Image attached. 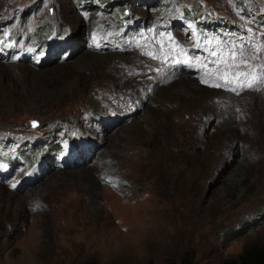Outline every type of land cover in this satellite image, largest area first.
<instances>
[{
  "label": "rangeland",
  "instance_id": "1",
  "mask_svg": "<svg viewBox=\"0 0 264 264\" xmlns=\"http://www.w3.org/2000/svg\"><path fill=\"white\" fill-rule=\"evenodd\" d=\"M263 244L264 0H0V264Z\"/></svg>",
  "mask_w": 264,
  "mask_h": 264
},
{
  "label": "trees",
  "instance_id": "2",
  "mask_svg": "<svg viewBox=\"0 0 264 264\" xmlns=\"http://www.w3.org/2000/svg\"><path fill=\"white\" fill-rule=\"evenodd\" d=\"M187 262L189 264L188 260ZM86 264L94 263L89 261ZM223 264H264V244L258 248L253 247L250 250H245L236 260H224Z\"/></svg>",
  "mask_w": 264,
  "mask_h": 264
},
{
  "label": "snow or ice",
  "instance_id": "3",
  "mask_svg": "<svg viewBox=\"0 0 264 264\" xmlns=\"http://www.w3.org/2000/svg\"><path fill=\"white\" fill-rule=\"evenodd\" d=\"M233 57H235V52L233 51ZM149 55H151V53H149ZM211 55H213V56H215L216 55V53L215 52H213V53H211ZM241 63H247V61L246 60H241ZM239 75H244L243 73H237V76H239ZM215 86H217V87H219V85L217 84V85H215ZM249 86H251V85H249ZM33 125L35 126V122H33ZM13 187H15V185H13Z\"/></svg>",
  "mask_w": 264,
  "mask_h": 264
},
{
  "label": "bare ground",
  "instance_id": "4",
  "mask_svg": "<svg viewBox=\"0 0 264 264\" xmlns=\"http://www.w3.org/2000/svg\"><path fill=\"white\" fill-rule=\"evenodd\" d=\"M101 58V57H100ZM79 60V59H78ZM78 60H77V63H78ZM96 62V61H95ZM76 63V62H75ZM83 65L82 62H79L78 66L81 67Z\"/></svg>",
  "mask_w": 264,
  "mask_h": 264
}]
</instances>
